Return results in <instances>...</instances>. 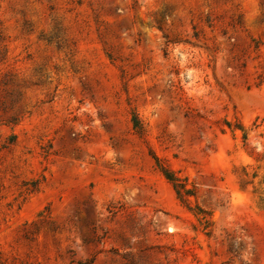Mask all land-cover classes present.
<instances>
[{"label":"rangeland","instance_id":"rangeland-1","mask_svg":"<svg viewBox=\"0 0 264 264\" xmlns=\"http://www.w3.org/2000/svg\"><path fill=\"white\" fill-rule=\"evenodd\" d=\"M0 264H264V0H0Z\"/></svg>","mask_w":264,"mask_h":264},{"label":"trees","instance_id":"trees-1","mask_svg":"<svg viewBox=\"0 0 264 264\" xmlns=\"http://www.w3.org/2000/svg\"><path fill=\"white\" fill-rule=\"evenodd\" d=\"M136 125V127L138 126V123H135ZM164 172V174H165V176H166V178L170 181V182H174V179H173V177H172V175H170V173H168V171H163Z\"/></svg>","mask_w":264,"mask_h":264}]
</instances>
